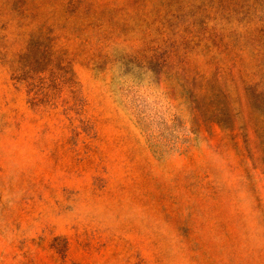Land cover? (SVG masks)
<instances>
[{
  "label": "rangeland",
  "instance_id": "obj_1",
  "mask_svg": "<svg viewBox=\"0 0 264 264\" xmlns=\"http://www.w3.org/2000/svg\"><path fill=\"white\" fill-rule=\"evenodd\" d=\"M0 264H264V0H0Z\"/></svg>",
  "mask_w": 264,
  "mask_h": 264
}]
</instances>
